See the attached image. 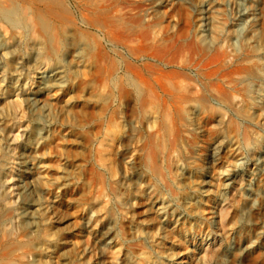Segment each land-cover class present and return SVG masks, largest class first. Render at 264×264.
<instances>
[{"label": "rangeland", "instance_id": "374dc122", "mask_svg": "<svg viewBox=\"0 0 264 264\" xmlns=\"http://www.w3.org/2000/svg\"><path fill=\"white\" fill-rule=\"evenodd\" d=\"M218 1L0 0V12L14 8L25 31L42 35L36 49L33 35L27 33L20 39L24 49L33 46L40 56L67 63V84L53 101L65 113L59 121L64 131L62 137L52 136L43 149L47 171L41 180L50 185L49 197L57 194L58 210L68 221L69 264H92L86 233L106 222L113 228L115 242L101 249L103 264H166L168 240L179 234L181 242L187 241L185 231L190 227H178L174 235L162 233L157 218L165 199L181 206L185 187L197 182L190 174L196 161L186 158L202 152L220 135L226 149L219 153V162H228L236 141L249 136V124L256 122L243 98L249 88L226 83L249 52L245 33L233 42L232 59L227 62L217 48L213 28L200 32L193 18L195 7L204 9L207 2ZM213 22L222 26L224 15L215 13ZM4 35L2 28L0 36ZM73 48L85 58L74 71L68 62ZM251 66L261 70L260 63ZM212 99L224 106L211 104ZM69 101L71 105L65 107ZM219 114L224 118L218 122ZM235 120L241 122L240 129ZM12 135L17 140L16 132ZM134 172L157 188L138 201L130 188ZM182 172L191 176L182 179ZM154 178L157 183L151 181ZM63 181L61 191L57 186ZM158 192L163 194L158 197L160 204L139 207ZM125 203L128 207L123 209ZM169 220L168 224L175 221ZM54 232L64 235L61 229ZM44 234L35 238L41 241ZM6 242L0 245V259L17 248L18 242ZM46 259L42 264L50 263ZM232 259L229 255L228 264ZM257 259L258 254H252L251 261Z\"/></svg>", "mask_w": 264, "mask_h": 264}, {"label": "bare ground", "instance_id": "6f19581e", "mask_svg": "<svg viewBox=\"0 0 264 264\" xmlns=\"http://www.w3.org/2000/svg\"><path fill=\"white\" fill-rule=\"evenodd\" d=\"M150 1L162 4L167 0ZM192 12L200 32L209 31V26L213 28L217 48L227 62L232 59L233 42L240 38L239 33H245L243 42L249 52L234 67L226 83L248 86L249 91L243 92V98L256 122L249 124V136L236 141L238 146L228 162H219V153L226 149L220 135L202 152L186 158L188 162L196 161L190 174L197 177V182L188 187L183 181L187 192L181 206L163 199L157 227L162 233L174 232L172 235L178 227L190 228L185 229L187 241L181 242L179 234L168 240L166 251L169 252L163 259L166 264H190L189 260L195 264H228V256L233 255L230 264H264V0H219L207 2L204 9L197 6ZM218 12L224 15L225 21L220 27L213 22ZM16 16L14 8L0 12V29L5 31L0 36V245L9 240L18 245L0 259V264H42L46 258L50 263L69 264L65 254L66 238L70 234L65 230L68 221L58 210L57 194L49 197L50 185L44 182V186L41 180L47 171L43 149L52 142V136L62 137L64 131V125L59 122L64 112L61 114L53 101L67 84V63H60L50 55L40 56L35 47L41 45L42 35L38 31L33 34L32 30L25 31L27 28L18 23ZM27 33L33 35L31 44L35 47L24 49L20 39H25ZM79 52L77 48L69 51L68 62L73 71L85 63ZM253 62L260 63L261 70H255L251 66ZM210 103L224 106L213 99ZM69 105L70 101L65 107ZM18 109L22 124L18 122ZM220 114L218 122L224 118ZM235 125L240 129L241 122L235 120ZM14 132L17 140L12 139ZM121 156L126 159L124 152ZM191 175L185 177L182 172L179 177L186 180ZM132 176L130 188L137 193L134 201L156 188L143 180L142 173L134 172ZM152 180L158 182L156 178ZM60 185L57 188L62 191L65 181ZM162 196L158 192L149 203L139 207L154 208ZM127 207L125 203L123 209ZM170 218L175 220L172 224H168ZM60 229L62 237L54 232ZM39 232L45 233L41 241L35 238ZM88 233L94 255L92 264H103L101 249L115 242L113 228L106 222L100 229ZM176 248L182 251H173ZM255 253L258 259L251 261Z\"/></svg>", "mask_w": 264, "mask_h": 264}]
</instances>
